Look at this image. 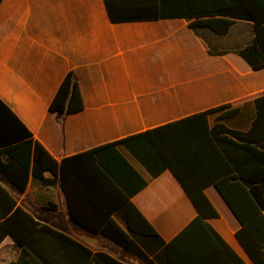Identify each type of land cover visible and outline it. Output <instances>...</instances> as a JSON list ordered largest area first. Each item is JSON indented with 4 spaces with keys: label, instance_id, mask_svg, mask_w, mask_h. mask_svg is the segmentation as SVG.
Wrapping results in <instances>:
<instances>
[{
    "label": "crops",
    "instance_id": "crops-1",
    "mask_svg": "<svg viewBox=\"0 0 264 264\" xmlns=\"http://www.w3.org/2000/svg\"><path fill=\"white\" fill-rule=\"evenodd\" d=\"M205 2L212 5V0ZM244 2L253 12H262L264 0ZM191 20L112 22L104 0H1L0 99L56 160L223 104L239 107L228 124L248 129L253 100L264 91V67L253 70L232 50L251 42L253 21L233 18L228 31L217 34L207 27H190ZM68 72L77 81L83 107L70 113L49 111ZM118 150L147 180L131 202L158 236L154 246L146 238L134 239L156 264H167L159 240L166 243L176 237L195 218L196 209L170 170L152 177L123 146ZM91 176L96 177L85 171L86 185L68 180V196L59 184L41 185L31 176L23 191L1 172L0 184L36 221L92 252H104L123 264H142L137 255L71 219L69 208L81 219L95 218L84 194H89L87 188L98 192L107 187ZM204 193L218 212L206 222L252 264L235 237L240 227L236 216L213 185ZM52 203L55 208L49 209ZM47 211L51 217L41 216ZM112 218L126 231L117 214ZM247 229L253 230L250 225ZM194 236L189 232L183 239ZM57 251L48 245L43 254L50 260ZM19 254L10 236L0 241V264L15 261ZM68 263L64 256L61 264Z\"/></svg>",
    "mask_w": 264,
    "mask_h": 264
},
{
    "label": "trees",
    "instance_id": "trees-1",
    "mask_svg": "<svg viewBox=\"0 0 264 264\" xmlns=\"http://www.w3.org/2000/svg\"><path fill=\"white\" fill-rule=\"evenodd\" d=\"M104 3L112 22L184 17L192 19L190 27H207L222 34L228 31L233 18L251 20V42L232 51L253 70L264 67V2L261 13L253 12L244 0H212L211 6H206L205 0H104ZM253 104L254 117L246 130L228 124L239 113V107L210 120L212 113L231 106L223 104L56 160L0 99V172L20 191L31 176L41 185L59 184L67 196L68 180L79 179L86 185L85 171L95 174L91 178L96 179V184L107 187L98 192L87 188L89 194H84L95 218L81 219L69 208L71 219L137 255L142 264H156L134 239L146 238L148 245L154 246L158 238L153 226L131 202L147 180L118 150L121 145L152 177L170 170L196 209L195 218L176 237L166 243L159 240L167 264H246L206 222L218 216L204 193L209 185L218 190L238 219L240 227L235 237L252 264H264V91ZM82 107L77 81L68 72L48 109L70 113ZM101 191L106 198H101ZM48 208H55V204ZM113 213L122 219L126 231L112 218ZM189 232L195 234L194 238L184 241ZM7 235L20 247L18 258L8 264H61L64 256L69 258L68 264H123L104 252H92L74 238L36 221L28 211L16 206L14 198L0 184V241ZM48 245L60 250L50 260L43 254Z\"/></svg>",
    "mask_w": 264,
    "mask_h": 264
},
{
    "label": "rangeland",
    "instance_id": "rangeland-1",
    "mask_svg": "<svg viewBox=\"0 0 264 264\" xmlns=\"http://www.w3.org/2000/svg\"><path fill=\"white\" fill-rule=\"evenodd\" d=\"M232 107H233V106H230V107H228V108H222V109H219V110L215 111L214 113H212V114L210 115V120H214L216 117L220 116L221 114H223L225 111L231 109ZM50 214H52V213L49 212V211H47V212H46V215H41V216L48 218V217H51ZM118 248H119V247H118ZM120 250H121V249H120Z\"/></svg>",
    "mask_w": 264,
    "mask_h": 264
}]
</instances>
